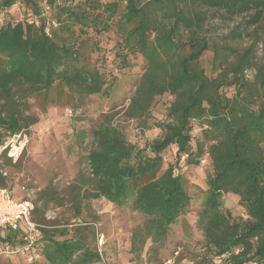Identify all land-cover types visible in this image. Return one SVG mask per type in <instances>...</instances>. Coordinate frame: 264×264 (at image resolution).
<instances>
[{
  "label": "trees",
  "instance_id": "1",
  "mask_svg": "<svg viewBox=\"0 0 264 264\" xmlns=\"http://www.w3.org/2000/svg\"><path fill=\"white\" fill-rule=\"evenodd\" d=\"M17 3L23 18L0 24V143L37 122L26 113L30 97L44 107L56 94L83 98L104 93L105 75L83 60L82 49L90 30L114 31L119 66H129L130 57L143 60L126 115L146 116L164 93L172 100L166 120L154 123L161 135L143 147L127 139L112 113L101 116L91 129L86 155L92 187L81 197L128 203L146 216L134 236L142 230L144 238L159 240L190 203L176 164L183 159L196 165L207 154L211 171L198 213L204 253L197 264H264V63L256 61L253 44L240 52L215 41L205 26L207 11L213 10L229 19L247 15L245 26L259 27L264 0H45L43 5L38 0H0V11ZM209 50L210 73L201 63ZM250 68L255 69L253 79L246 75ZM228 87L231 95L224 91ZM194 123L200 138L193 146ZM171 145L176 147L175 162L163 168L162 153ZM4 179L0 173L2 186ZM44 193H49L40 194L46 200ZM226 193L238 197L245 216L223 208ZM33 221L40 233L31 249L42 238L49 264H64L74 244ZM23 237L21 229L8 230L0 240L23 245Z\"/></svg>",
  "mask_w": 264,
  "mask_h": 264
},
{
  "label": "rangeland",
  "instance_id": "2",
  "mask_svg": "<svg viewBox=\"0 0 264 264\" xmlns=\"http://www.w3.org/2000/svg\"><path fill=\"white\" fill-rule=\"evenodd\" d=\"M38 1L42 5L45 2ZM23 15L22 6L14 4L0 11V24L14 22ZM247 18V15L224 18L220 12L211 10L207 11L205 26L210 28L215 41L229 44L240 52L253 44L256 61L264 63V21L259 27H246ZM233 32L241 35L228 38ZM119 51L114 31L96 34L90 30L82 49L83 60L105 75L106 91L83 98L56 94L54 101L44 107L38 98H28L26 113L35 116L37 122L26 130L29 141L20 159L12 163L5 157L0 158V170L6 172L5 186L15 198L28 197L32 201L36 209L33 219L40 227L74 244L75 251L64 264H197L204 253L198 213L206 189L205 178L211 171L207 154L196 165L186 164L183 159L176 164L175 172L184 179L190 203L186 212L170 225L167 235L159 240L144 238L142 230L134 236L144 226L146 216L131 210L128 203L116 205L104 197H81L84 190L92 187L86 155L91 148V129L101 116L112 113L127 139L143 147L161 135V129L154 123L166 120V107L172 100L171 95L164 93L155 98L146 116L126 115L129 99L143 70V60L140 56L130 57L129 66L120 67L116 55ZM212 56L209 50L201 58L208 73ZM246 75L253 79L255 69H248ZM224 91L231 95L233 88H224ZM192 136L194 146L200 138L196 123ZM175 154L173 145L163 151V168L175 162ZM43 191L49 193H44L46 200L40 196ZM223 208L233 216H245L238 197L232 193L223 196ZM60 229H66L67 234L60 236ZM43 244L44 240L39 238L32 249L22 252V245L0 240V264H49L42 254Z\"/></svg>",
  "mask_w": 264,
  "mask_h": 264
},
{
  "label": "built area",
  "instance_id": "3",
  "mask_svg": "<svg viewBox=\"0 0 264 264\" xmlns=\"http://www.w3.org/2000/svg\"><path fill=\"white\" fill-rule=\"evenodd\" d=\"M28 141L26 130L8 134L0 143V158L4 156L11 162H16L23 154ZM0 173L6 175L5 171L0 170ZM33 208L34 205L28 197L17 199L8 187L0 184V232L21 229L25 240L21 246L22 252L32 247L40 233L32 219Z\"/></svg>",
  "mask_w": 264,
  "mask_h": 264
}]
</instances>
